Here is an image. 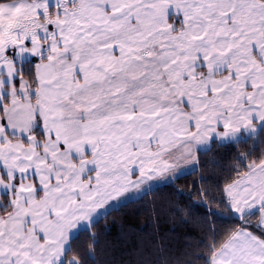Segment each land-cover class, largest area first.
Returning a JSON list of instances; mask_svg holds the SVG:
<instances>
[{
    "label": "snow or ice",
    "instance_id": "1",
    "mask_svg": "<svg viewBox=\"0 0 264 264\" xmlns=\"http://www.w3.org/2000/svg\"><path fill=\"white\" fill-rule=\"evenodd\" d=\"M218 148L223 182L189 183ZM162 220L202 221L206 257ZM148 225L127 264H264V0H0V264H97Z\"/></svg>",
    "mask_w": 264,
    "mask_h": 264
},
{
    "label": "trees",
    "instance_id": "2",
    "mask_svg": "<svg viewBox=\"0 0 264 264\" xmlns=\"http://www.w3.org/2000/svg\"><path fill=\"white\" fill-rule=\"evenodd\" d=\"M230 153V149L218 148L214 149L213 153L209 156L203 157V159L209 161L211 160L212 156H216L218 160L223 157V160L220 162L225 171L221 172L219 168L213 167L211 164H209L206 170H202L196 175L191 176L189 183L191 180H197L200 175H203L205 179L209 180L210 182L218 181L222 183L227 176V158ZM172 196V193L161 188L158 194V202L159 198H169ZM174 198L177 202H179L178 196H175ZM122 211L124 214H127L130 217L131 222L135 225L136 229H140L144 225L148 224V212L144 210L142 205L130 204ZM197 220H199V218H197ZM213 226L216 227L217 231L219 232L226 225H224L223 220H217ZM101 227H103V222ZM159 231L164 235V243L169 245L171 249L178 250L182 248V246L190 244L192 245L193 249L197 250V255L203 254L206 257L205 246L211 243V234L208 233L207 226L204 225L202 221H191L185 226L179 223L162 220L159 226ZM114 235L115 232H113V236ZM152 235V227L151 225H148V227L144 228V231L135 232L132 239L127 242H120L115 247L108 242L103 241L101 238L99 254L95 257L97 264H127L128 261H134L137 256L133 251V248H139L142 246V244L150 246ZM90 244L91 242L88 240L87 236L81 235L76 247L84 250L88 245L90 246Z\"/></svg>",
    "mask_w": 264,
    "mask_h": 264
}]
</instances>
